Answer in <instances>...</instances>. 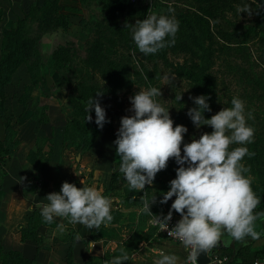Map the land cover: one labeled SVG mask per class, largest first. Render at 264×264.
I'll use <instances>...</instances> for the list:
<instances>
[{
    "label": "rangeland",
    "instance_id": "374dc122",
    "mask_svg": "<svg viewBox=\"0 0 264 264\" xmlns=\"http://www.w3.org/2000/svg\"><path fill=\"white\" fill-rule=\"evenodd\" d=\"M246 4L253 10L250 17L237 11ZM261 7L264 8V3L253 0H145L137 3L131 0H0V32L16 18L23 17L22 39L26 42L24 61L4 86V113L10 121L14 140L12 153L4 157L0 145V195L5 188L9 191L19 189L23 197L16 199L13 193L8 201L22 200L19 206L26 210L18 230L27 225L37 234L38 245L48 248L51 231L63 225V235L66 239L71 237L69 264H110L121 254L122 248L130 257L124 264H132L131 259L142 238L128 232L127 223L136 213L141 221L149 217L148 224L155 235L152 244L141 243V254L150 252L153 244L164 239L155 232L152 218L140 212L143 191L130 190L123 174L116 178L112 188L106 189L109 175L120 160L114 149L120 119L132 115L128 111L131 108L129 97L139 90L161 88L162 96L156 99L169 109L173 126L183 125L188 129L183 137L184 144L212 131L208 126L196 128L186 115L195 107L189 97L196 96L185 80L169 73L159 62H143L148 71L141 72L142 65L138 68L131 51L124 48L125 40L132 39L131 29L125 24L134 25L151 14L174 16L179 22L174 45L165 48L170 62L182 64L190 72L209 73L212 77L211 116L223 108H230L233 97L244 102L246 116L252 113L254 118L248 119L247 124L255 129L254 141L230 145L229 150L241 146L250 152L253 147L258 150L256 160L245 156L241 163L250 167L245 175L251 177L252 185L264 189V57H256L260 54L257 37L249 31ZM60 46L67 47L68 61L53 57ZM4 47L0 33V55ZM245 60L254 62L251 69L260 73L262 88L243 70ZM30 72L36 73V81L31 79ZM125 78L128 84L121 82ZM100 90L103 92L100 103L110 122L102 130L96 126L90 147L79 152L80 131L72 120L84 130L87 139L92 126L85 122L75 106L84 103L86 107L89 98L96 99L95 94ZM180 95L182 99L177 101L175 98ZM91 112L94 122L95 113ZM2 135L0 121V141ZM182 148L183 144V155ZM45 154H48L47 165L41 168ZM168 162V169L160 171L151 186H145L148 198L153 195L163 198L169 182L175 179L178 165L174 159ZM21 177L26 179L21 182ZM64 182L79 188L95 187L112 200L114 219L111 223L116 225L109 227H120V233L110 235L114 240L112 248H106L100 255L87 252L83 259L80 253L74 255L73 239L81 229L93 239L94 229L89 230L79 223L75 227L63 217H55V225L43 221L40 213L43 205L49 203L46 196L59 193ZM159 201L157 199L150 208L153 215L163 211ZM168 243L159 245L164 247V252L171 250L179 257L178 244ZM85 244L87 247V242ZM55 258L56 264L67 261L64 256L61 261Z\"/></svg>",
    "mask_w": 264,
    "mask_h": 264
},
{
    "label": "clouds",
    "instance_id": "9594fccd",
    "mask_svg": "<svg viewBox=\"0 0 264 264\" xmlns=\"http://www.w3.org/2000/svg\"><path fill=\"white\" fill-rule=\"evenodd\" d=\"M237 11L247 13L249 17L253 14L249 4ZM125 27L131 29L136 48L146 57L174 45L179 22L174 16L151 14L134 25L125 24ZM132 56L139 68L135 51ZM164 79L171 82L168 77ZM160 89L149 87L129 97L131 108L128 111L132 115L121 117L114 141L116 154L121 159L118 171L123 174L130 190L144 193L140 212L149 215L153 224L167 230L168 236L177 238L190 249L187 264H197L200 253L212 250L225 233L242 244H246L247 237L260 239L261 233L255 230V222L264 213L254 214L260 198L252 190L251 177L245 175L250 172V167L241 163L245 156L251 158L255 153L243 146L229 150L230 145H246L254 141L255 129L247 124L248 119L254 118L252 113L246 116L244 102L233 97L230 108H223L206 119L204 113L211 112L207 102L209 97H189L195 105L186 113L192 124L196 128L208 126L212 131L184 144L183 137L188 129L183 125L173 126L169 109L156 99L162 96ZM102 96V90L98 91L97 98H89L85 108V122H93L89 113L94 111V123L101 130L110 122L100 103ZM175 99L180 101L182 96ZM170 159L178 165L176 176L169 182V190L163 193L159 203L175 199L166 216L153 215L150 208L157 203V196L148 198L144 189L153 184L156 175L166 169ZM25 179L21 177L20 181ZM46 199L49 203L43 205L40 213L46 223H53L55 217H63L69 223H79L91 230L99 229L101 225L107 227L114 219L112 200L95 187L77 188L75 184L64 182L59 193H50ZM173 210L181 219L168 230ZM74 239L79 242L83 238L77 233ZM89 245L94 246V242ZM158 256L154 264H179L180 258L175 254L159 250ZM129 259L127 251L122 248L121 254L110 264H124Z\"/></svg>",
    "mask_w": 264,
    "mask_h": 264
},
{
    "label": "trees",
    "instance_id": "16d2710c",
    "mask_svg": "<svg viewBox=\"0 0 264 264\" xmlns=\"http://www.w3.org/2000/svg\"><path fill=\"white\" fill-rule=\"evenodd\" d=\"M254 3L262 2L264 3V0H253ZM24 18L18 17L15 19L13 23H11L7 28L1 29V36L2 39L5 42L4 50L1 52L0 55V121L2 123L3 127V135L2 139L0 141L2 154L4 157H8L14 148V140L12 139V132H11V124L8 119V117L4 113V86L8 82V80L11 77L12 72L16 69L17 66H19L25 58L26 55V42L22 39V26H23ZM250 32H252L253 37H257L256 43L258 45V49L260 51V54H258L256 57H264V10L261 7L258 9V16H256L255 21L253 22V25L249 29ZM245 43V42H244ZM123 45V44H122ZM124 48L127 51H131L133 53L135 51L136 57L139 60V64L142 65L143 72H147L148 69L144 66L143 62H152L155 63L159 62L163 67L167 68V71L171 74H175L178 78H182L192 87V90L195 94V96L204 95L209 97V100L207 101L209 103V106L211 108V76L209 73H204L202 71L197 72H190L186 69V67L182 64H173L170 62V60L166 56V49L160 50L156 54L143 56L141 53H139V50L136 48V45L134 44L133 40L126 39L124 42ZM53 57L57 60H64L68 61L70 59V54L68 52L67 47L60 46L58 47L57 51L54 53ZM245 64L242 65L243 70H246L249 73V79L256 85H260L262 88V83L260 81V73L254 72L251 69V64L254 63L250 60H245ZM31 79L33 81L37 80L36 73L30 72L29 73ZM150 78V76H149ZM115 81V80H111ZM123 84H128V79L125 78L123 81ZM142 82L145 83V81L142 78ZM146 84V83H145ZM77 110L80 111L81 115L86 118V111H85V104L84 103H77L76 106ZM92 116V112L89 113ZM204 116L206 119L211 118V113L206 112L204 113ZM75 122L76 126L78 127L80 131V137L81 142L77 146V150L79 152L87 150L91 143L92 139L95 135L96 131V125L94 122H91V134L89 138L87 139L84 130L79 127L78 123L75 120H72ZM117 137L114 138V141ZM256 144V143H253ZM114 149L116 151V146H114ZM257 151L254 147L251 148V152L255 153L253 157H251L253 160L257 159ZM42 164L41 168L46 164L48 160V154L43 155L42 157ZM121 163V159L118 161L116 168L110 173L109 180L107 183L106 189L112 188L114 181L117 177L122 175L118 171L119 165ZM169 162L167 163L166 170L168 169ZM79 188L78 186H76ZM252 190L256 194L257 197L260 198V203L258 204L257 208L254 210L255 213H264V189H260L259 187L252 185ZM157 199H162L157 195ZM174 201V198L170 199L167 203L163 204V211L159 215H162L165 211H169L171 208L168 207L171 206L172 202ZM164 205H166L164 207ZM174 211V210H173ZM30 217V216H29ZM28 217V218H29ZM264 219V216H261L256 222H255V230L259 233H261V236L264 235V229L262 227L261 220ZM264 221V220H263ZM56 222H53L52 225H55ZM19 235L20 240H29L35 244L36 249H40V247L37 243V234H34L30 231L29 228L21 227L19 228ZM231 239L230 236L225 233L220 241V246L217 248H214L211 250L209 258L211 256V253H214L218 256H225L228 258L231 254V248L229 247V240ZM253 239L251 237L246 238V244H249ZM244 245H242L239 241L234 240V253L230 258L229 264H234V260L236 258V255ZM70 255H71V241L69 243L68 249L65 253V264L70 263ZM0 264H33L31 259H27L23 257L19 252L15 250H7L3 253L0 252Z\"/></svg>",
    "mask_w": 264,
    "mask_h": 264
},
{
    "label": "crops",
    "instance_id": "0c3cea01",
    "mask_svg": "<svg viewBox=\"0 0 264 264\" xmlns=\"http://www.w3.org/2000/svg\"><path fill=\"white\" fill-rule=\"evenodd\" d=\"M47 165V164H46ZM63 169V166L62 168ZM0 195V252L3 253L7 250H15L19 252L23 257L27 259H31L33 264H56V258H59V261L62 260L63 256L65 257V253L68 249L69 243L71 241V237L66 239L64 234V226L59 224L56 226L50 234L49 237V247H42L40 249H36L35 244L29 240H20L18 227L20 226L21 219L25 215L24 208L20 207L22 200L9 202L10 196L15 193V198L20 199L21 193L19 189L14 191H9L6 188L1 190ZM10 193V194H9ZM135 218H132L128 221V232L132 233V235L141 236V241H139L138 250L133 254L131 259L132 264H154L155 260L159 258L158 251L163 250L164 247H161L163 243H168L166 239L162 240L160 243L153 244L149 251L143 252L141 254V243L143 245L146 242H150L152 244L151 239L155 236L153 234V230L151 226L148 224L149 217H146L143 221L138 217L137 213ZM78 224V223H77ZM77 224H72L76 225ZM148 224V225H147ZM83 226L82 224H78ZM111 226L116 225L115 223H111ZM109 225V226H110ZM262 225L264 226V221H262ZM103 227L100 226L99 229H94L96 231V235L93 239L88 238L89 234L81 232L78 234L83 238L79 242L75 239L73 244V253L76 255L80 253L81 258L84 259L85 255L88 253H92L95 255H100L106 248H112L114 246V240L112 239L111 234L116 236L120 233V227ZM109 227V228H108ZM62 235L65 237L62 238ZM151 237V238H150ZM166 241V242H164ZM85 242H87V247L85 246ZM94 242V246H90L89 243ZM171 242V241H169ZM241 243V242H240ZM160 244V245H159ZM170 245V243H168ZM242 244V243H241ZM244 245L241 249H239L236 258L234 260V264H264V235L260 236L258 240H252L249 244ZM159 246V247H158ZM171 246V245H170ZM174 245H172L173 247ZM180 248L179 252V264H186L185 256H184V248L182 245L178 244ZM169 250L165 252L166 254H172ZM155 252V253H153ZM210 251L207 253L201 252V255L198 256V260L200 262H208ZM58 254L57 256H55ZM148 255V257H147ZM47 262V263H46ZM205 263V264H206Z\"/></svg>",
    "mask_w": 264,
    "mask_h": 264
},
{
    "label": "built area",
    "instance_id": "2783aa9c",
    "mask_svg": "<svg viewBox=\"0 0 264 264\" xmlns=\"http://www.w3.org/2000/svg\"><path fill=\"white\" fill-rule=\"evenodd\" d=\"M131 1L134 2V3H137L138 1H144V2H145V0H131ZM168 190H169V188H168ZM168 190H167V191H168ZM173 198L175 199V197H173ZM168 212H169V211H165L161 216H166V215L168 214ZM180 219H181L180 215L177 214L175 211H172V219H171V221H169L168 230H170L172 227H174L175 224H176ZM151 223H152V222H151ZM152 226H153L155 232H156L159 236H161L162 238H164V239H166V240H168V241H171V242H175V243L180 244V245L183 246V244L181 243V241H179L177 238L168 236V231H167V230H162V229L160 228V226L157 225V224H153V223H152ZM183 248H184L185 262H186V264H187V257H188V255H189L190 249H187V248H185L184 246H183ZM226 259H227V258H226L225 256H218V255H216V254H214V253H211V256H210V258H209V261H208L206 264H223V263L225 262ZM197 264H198V263H197Z\"/></svg>",
    "mask_w": 264,
    "mask_h": 264
},
{
    "label": "water",
    "instance_id": "95a60500",
    "mask_svg": "<svg viewBox=\"0 0 264 264\" xmlns=\"http://www.w3.org/2000/svg\"><path fill=\"white\" fill-rule=\"evenodd\" d=\"M263 10H264V8H263ZM78 157V156H77ZM220 242H218V244L214 247V248H217V247H219L220 246V244H219ZM229 247L231 248V254H230V256L225 260V262L223 263V264H229V261H230V258H231V256L233 255V253H234V240L231 238L230 240H229ZM213 248V249H214ZM200 255H201V253H200ZM197 263L198 264H205L206 262H200L199 260H198V258H197Z\"/></svg>",
    "mask_w": 264,
    "mask_h": 264
}]
</instances>
